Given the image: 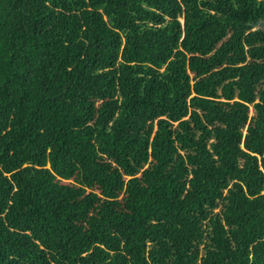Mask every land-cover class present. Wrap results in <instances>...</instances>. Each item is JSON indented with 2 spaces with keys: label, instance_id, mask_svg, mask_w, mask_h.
Returning <instances> with one entry per match:
<instances>
[{
  "label": "trees",
  "instance_id": "trees-1",
  "mask_svg": "<svg viewBox=\"0 0 264 264\" xmlns=\"http://www.w3.org/2000/svg\"><path fill=\"white\" fill-rule=\"evenodd\" d=\"M0 264H264V0H0Z\"/></svg>",
  "mask_w": 264,
  "mask_h": 264
},
{
  "label": "rangeland",
  "instance_id": "rangeland-1",
  "mask_svg": "<svg viewBox=\"0 0 264 264\" xmlns=\"http://www.w3.org/2000/svg\"><path fill=\"white\" fill-rule=\"evenodd\" d=\"M251 114V113H250Z\"/></svg>",
  "mask_w": 264,
  "mask_h": 264
}]
</instances>
